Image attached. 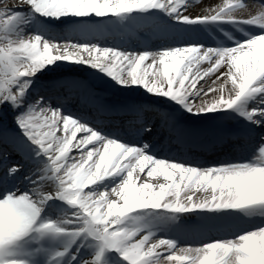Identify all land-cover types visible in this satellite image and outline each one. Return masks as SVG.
Instances as JSON below:
<instances>
[{"label": "snow or ice", "instance_id": "obj_1", "mask_svg": "<svg viewBox=\"0 0 264 264\" xmlns=\"http://www.w3.org/2000/svg\"><path fill=\"white\" fill-rule=\"evenodd\" d=\"M0 264H264V0L0 8Z\"/></svg>", "mask_w": 264, "mask_h": 264}, {"label": "bare ground", "instance_id": "obj_2", "mask_svg": "<svg viewBox=\"0 0 264 264\" xmlns=\"http://www.w3.org/2000/svg\"><path fill=\"white\" fill-rule=\"evenodd\" d=\"M6 1H9V5H8V7L9 6H12V5H14V4H17L18 3V0H6ZM216 0H208V1H206L205 3H203V5L205 6V7H207V6H215V4L216 3H213V2H215ZM213 3V4H212ZM219 3V2H218ZM212 4V5H211ZM203 11V8H198L196 11ZM150 180L152 179V178H149Z\"/></svg>", "mask_w": 264, "mask_h": 264}]
</instances>
